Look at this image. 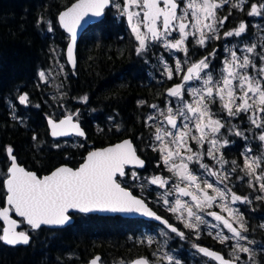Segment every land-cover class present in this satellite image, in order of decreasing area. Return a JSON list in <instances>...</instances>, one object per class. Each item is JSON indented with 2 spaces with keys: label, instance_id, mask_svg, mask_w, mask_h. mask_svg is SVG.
<instances>
[{
  "label": "snow or ice",
  "instance_id": "obj_1",
  "mask_svg": "<svg viewBox=\"0 0 264 264\" xmlns=\"http://www.w3.org/2000/svg\"><path fill=\"white\" fill-rule=\"evenodd\" d=\"M247 2L248 0H122L121 3L118 0H75L58 15L60 26L70 34L66 52L68 61L73 66L78 30L86 25L91 27L103 23L106 10L113 8L121 18L126 19L138 42L135 47L137 55L147 52L150 46L155 45H162L169 53H184L186 59L183 62L176 59L174 68L169 66L163 56L160 57L163 74L167 79H173L176 74L181 75L182 82L167 90V96L175 98V101H167L164 109H159L155 104L149 106L158 110L159 116L163 117L154 129L156 143L150 146L159 153L167 171L180 182L173 186V190L164 194L165 197L175 194L174 202L170 204L166 198L163 202L170 212L176 214V219L183 223L184 228L195 232L198 240L202 225L212 229H220L222 226L231 236L218 230L213 238L221 244L236 240L228 253L231 258L193 244L199 253L219 264H237L240 260L239 253L248 254V260L252 264H259L255 259L256 253L264 254V243L258 244L256 249L240 243L247 241L248 244H256L244 235L249 231L244 213L239 208L232 207L237 203H252L249 196L238 195L229 186L231 174L239 167L237 162L231 161V169L223 171L203 162L207 156L220 169H224L229 163L224 159L221 149L235 141H230L225 133L246 141L258 140L262 149L259 154H252V147L245 145V150L241 153L244 163L240 168L244 176L236 179L243 180L247 177L248 187L260 193L254 199L264 200V51L256 53L255 44H245L240 51L247 54L240 56L237 54V45L230 47L225 44L224 51L228 55L222 61L219 76L214 78L209 57L217 55L216 49L209 56L191 61L188 44L194 41L196 45L205 47L209 40L221 39L220 28L232 15L231 9L244 11ZM225 5L230 7L228 15L218 16L217 10ZM247 15L264 18V0L251 3ZM39 22H43L42 18ZM247 28L248 24L241 21L235 29L224 32L223 37H241ZM52 30L49 22L48 31ZM249 54H255L259 58V67ZM249 69L255 74H251ZM39 76L41 81L47 82L44 71ZM186 85L189 87L186 88ZM186 93L191 97V102L185 98ZM18 100L21 105H26L29 101L28 94H21ZM81 100L86 103L88 97L84 96ZM144 103L139 101L141 105ZM217 105L218 110H214ZM221 113H226V116ZM241 114L247 116L249 127L246 129L232 123ZM74 116L78 117L79 112L65 115L58 121L48 117L51 136L66 137L75 134L86 139L79 120H74ZM109 119L112 120L113 117ZM155 120L156 116L148 115L145 124ZM116 130H120L118 125ZM246 132L250 135H246ZM35 139L33 136V140ZM206 144L208 147L205 149ZM56 146L59 147V144ZM194 146H198V150H194ZM6 154L9 164L6 171L0 172V186L4 190L0 194V202L4 205L0 207V221H3V225H0V242L11 246L28 245L31 240L29 231L35 232L42 226L63 227L71 223V213L93 212L141 214L159 221L165 229L182 240L186 239L183 231L157 215L144 199L133 195L129 190L125 178L133 181L141 178L139 172L131 169L145 167V161L137 155V149L131 140L126 139L118 144L88 151L79 166L64 164L44 176L21 166L13 155L11 146L6 148ZM196 167L203 169L204 174H197ZM205 176L214 177V182H209ZM146 182L160 188H165L169 183L159 175L148 178ZM181 197H190L191 202L182 200ZM214 205L220 212L211 211ZM206 210L207 216L212 217L216 223L210 224L205 220L202 213ZM223 213H227V218ZM13 214L21 219L13 218ZM25 225L26 229L17 230ZM260 227L264 228V224ZM160 235L166 237L168 232L162 229ZM208 235L212 236L213 233L209 231ZM153 242L152 238L147 239L149 245ZM152 255L155 256L156 253ZM158 259L166 260L167 264H181L179 259L167 252ZM89 264H101V257H93ZM130 264L152 262L147 257H142Z\"/></svg>",
  "mask_w": 264,
  "mask_h": 264
},
{
  "label": "trees",
  "instance_id": "obj_2",
  "mask_svg": "<svg viewBox=\"0 0 264 264\" xmlns=\"http://www.w3.org/2000/svg\"><path fill=\"white\" fill-rule=\"evenodd\" d=\"M74 1L0 0V172L9 164L8 146L20 164L41 176L62 164L77 167L91 149L129 137L146 161L140 173H165L159 153L150 146L156 143V126L153 122L146 125L145 120L151 112L149 106L162 104L168 88L177 82L163 75L158 61L161 56L169 61L170 53L155 45L137 55L138 42L126 19L114 9L106 10L103 23L84 32L77 50L78 67L71 70L65 65V73L58 76L60 90L41 81L40 70L52 67L57 50L65 62L69 37L57 17ZM41 18L43 22L38 23ZM25 93L29 101L21 105L18 97ZM84 96L88 97L86 103L81 100ZM64 110L79 112L76 119L85 129L86 139L75 143L50 138L46 118H60ZM3 191L0 186V194ZM72 216L74 223L65 228L29 231L28 246L0 242V264H85L97 254L106 262L110 249L113 255L122 253L118 241H109V228L119 234L124 226L121 222H144L120 216Z\"/></svg>",
  "mask_w": 264,
  "mask_h": 264
},
{
  "label": "flooded vegetation",
  "instance_id": "obj_3",
  "mask_svg": "<svg viewBox=\"0 0 264 264\" xmlns=\"http://www.w3.org/2000/svg\"><path fill=\"white\" fill-rule=\"evenodd\" d=\"M259 2L260 0L259 1L248 0L244 8V11H240L235 8L231 9L232 15L229 17L228 21L225 22L223 27L220 28L221 39L209 40L205 47H200L196 45L194 41L192 43H189L188 48H189L190 60L198 61L199 59L205 56H209V53H211L213 49H216L217 55L215 57H209V59L212 65L210 70L212 71L214 78H217L220 74V70L223 67L222 61L224 57L228 55V53L224 51V45L228 44L230 47L233 44L237 45L236 50L237 53L239 54L241 52L240 49H242L241 46H244L243 42L249 44L251 41H253V37L255 36L256 30L255 27L250 25V23L251 21L254 20V17H249L247 15V12L250 8L251 3H259ZM229 10H230L229 5H225L223 8L217 10V14L218 16L223 17L228 15ZM241 21H244L248 24L246 33L242 34L241 37H229L225 39L223 37V33L235 29ZM189 39L191 40L192 38L190 37ZM158 46L163 48L162 45H158ZM170 57H171L170 60L169 61L166 60V61L169 62V64H171V67L172 66L174 67V59L176 57L181 59L182 61L186 59L184 53L176 52V51L171 52ZM258 62L260 61L258 60ZM249 72L251 74H255L251 69H249ZM173 78H175L177 82L172 86H170L168 89L182 82L181 75L174 74ZM185 87L187 88L189 87V85H186ZM185 98L189 102H191V97L188 96L187 93L185 94ZM169 100L175 101V98L168 97L166 92V97L164 102L158 105L163 107L165 106L166 102ZM153 110L154 109L151 108L150 114L153 112ZM214 110H218V105ZM221 115L226 116V113H221ZM232 123L239 125L241 129H246L247 127H249L246 114H241L239 118L233 119ZM225 135L230 141H235V143H230L229 146L221 149V151L224 154V159L227 160L229 163L224 166V169H220V166L217 165L215 161L211 160V158L207 156H205L203 162L207 163L209 167H213L221 171L230 170L232 167L231 161L235 160L237 162V165L239 167H237V171L235 173L231 174V181L229 186L233 187V191L236 192L238 195L241 196L247 195L252 200L251 204L241 205L238 203L236 204V207H238L239 210L242 213H244L245 221L249 227V231L247 233H244V235H247L250 240H254L256 244H248L247 241H240V243L244 244L249 248L256 249L258 244L264 243V228L260 227L261 224H264V200L254 199V197L256 195H260V193L258 191H253V189L248 187L247 177H244L243 180H237L236 178L238 176L241 177L244 176V173L240 171V168L243 167V163H244L243 156L241 155V153L244 152L245 145H250L252 147L253 149L252 154L254 155L259 154L262 149L260 148V142L256 139H249L246 141L240 137L227 135V133H225ZM246 135H250V134L246 132ZM207 147L208 145L206 144L204 148L206 149ZM164 167L165 166L163 165V168ZM262 167H264V165H262ZM131 170L139 172L140 176L144 175L140 173L141 170L139 169L133 168ZM195 171L200 175L204 174V170L199 169L198 167L195 168ZM159 174L165 176L168 175L166 171L165 173H158V175ZM205 178L208 179L209 182H214L215 180L214 177L205 176ZM125 179L127 180V186L129 187L130 191L144 192L141 191V189L138 186L137 187L135 186V184L137 185L140 184L139 180H137L136 183H134L130 179L127 178ZM122 186L125 185L122 184ZM217 186L222 187V185H217ZM144 190L146 192H155L153 191V189H144ZM152 203L155 206L154 209L160 215L167 218L170 224L174 225L180 231H183L185 233L186 239L182 240L175 233H171L170 230L165 229L163 226L151 221L144 220V222H135V223H130L128 221L121 222V224L124 225L123 228L121 229V232L118 234L113 230H111V228H109L110 231L108 232L107 236L110 242H112L113 240L118 241L119 244L118 249L122 253L113 255L114 250L110 249L111 254L110 256H108L109 259H107L106 262L103 261L102 259L103 264H121V262H123V264H130V262H132L135 258L138 257H147L152 262V264H167L166 260L158 259V257H161L164 252H167L169 255H172L176 259H179L181 264H218L216 261L212 260L211 258L205 257L203 256V254L199 253L197 249L193 247V244L207 247L209 249L221 253L226 258H231L228 256V253L231 251V246L234 244V242L230 240L225 244H221L216 239H214L213 237L216 231H218V229H212L208 227L206 228L203 226L200 229V238L197 240L195 238L196 233L193 232L192 230L184 228L183 223L177 220L176 217L169 210H167L165 207H162L161 205L155 204L154 202ZM211 211L220 212V209L216 207V205H214ZM206 212L207 210L205 211V213ZM248 213L251 215L250 217H248L247 215ZM223 215H227V213H223ZM100 217H117V216H100ZM234 226L238 227V225H234ZM162 229L168 232V235L166 237L160 235V231ZM209 231L213 233L212 236L208 235ZM224 233L225 234L228 233L227 230H224ZM116 234H118V236L114 238ZM148 238H152L154 241L151 245L147 243ZM165 241H167L166 244ZM154 252L156 253L155 256L152 255ZM130 256L131 258L130 260H128L127 257ZM239 256H240V260L237 261V264H244L245 261H247V263L250 262L248 260V254L239 253ZM255 259L259 261V264H262V261H264V254L257 252Z\"/></svg>",
  "mask_w": 264,
  "mask_h": 264
},
{
  "label": "rangeland",
  "instance_id": "obj_4",
  "mask_svg": "<svg viewBox=\"0 0 264 264\" xmlns=\"http://www.w3.org/2000/svg\"><path fill=\"white\" fill-rule=\"evenodd\" d=\"M118 2H121L122 3V0H118ZM114 9V8H113ZM115 10V9H114ZM115 12L117 13V11L115 10ZM118 14V13H117ZM119 15V14H118ZM250 25H252L253 27H255V36L253 37V41H251L249 43L250 44H255L256 45V53H260L262 51H264V18L262 17H254V20L251 21ZM246 43L243 42V45H245ZM244 46H241V48H243ZM64 53H65V50H64ZM238 54V53H237ZM244 54H247V53H243L242 51L238 54L240 56L244 55ZM256 62H257V65L259 67V63L258 60L259 58L254 54H249ZM64 58H65V55H64ZM165 59V57H164ZM176 59H179V58H175L174 59V65H175V60ZM167 59H165L166 61ZM181 60V59H180ZM159 63L163 66V64L161 63L160 61V58H159ZM182 61V60H181ZM167 62V61H166ZM183 62V61H182ZM169 64V62H167ZM65 65H66V61L64 62L60 56V50H57L56 51V59L55 61L53 62V65L51 68H47V69H41V71H44L45 74H46V78H47V82L49 84H51L53 86V89L55 90H60V85H59V78L58 76L60 75H63L65 73ZM61 66H63V71H61ZM169 66L171 67V64H169ZM173 67V66H172ZM163 68V67H162ZM174 68V67H173ZM164 70V68H163ZM39 72V73H40ZM164 73V71H163ZM164 75V74H163ZM165 77H167L166 75H164ZM159 106V105H158ZM165 106H159V109H164ZM65 115H68V114H72L70 111H67V110H64V113ZM150 115H154L157 117V120L153 121V123L155 124V126L157 124H159L162 120H163V117L159 116V111L154 109L153 112L150 114ZM61 116V117H63ZM49 117V116H47ZM53 117V116H51ZM60 117V118H61ZM55 118V117H53ZM60 118H55V119H60ZM76 119V117H75ZM166 126V125H165ZM72 140V142H79V138H73V139H70ZM70 140H65V142H68ZM194 143V142H193ZM194 150H198V146H194ZM177 163H179V161H177ZM163 164V163H162ZM191 167V165H190ZM164 171H166L168 173L167 176L165 175H162V174H159V176H161L162 178L164 179H167L168 180V185L165 187V188H160L158 187L157 185H152V184H149L147 183V179L152 177V176H157L158 174H145V175H141L140 177V184L137 185L135 184V186L139 187L141 189V191H144V192H139V196L143 197L144 199H147V201H150V202H154L155 204L157 205H161L162 207H165L167 210H168V206H166L164 204V199H168L169 200V203L171 204L172 202H174V200L176 199V196L175 194L171 195V196H167L165 197V193L170 191V190H173V186L176 184V183H180L176 177H174L172 175V173H169L167 171V168L164 167L163 168ZM198 174V173H197ZM132 182L136 183V181H133L131 180ZM143 182V183H142ZM141 185H144L143 188H141ZM181 186H183V184H181ZM144 189H153V191L155 192H146ZM182 200H186V201H190V198L189 197H181ZM238 204V203H237ZM232 207L234 208H238L236 207V204L235 205H232ZM172 213V212H171ZM175 217H176V214L172 213ZM202 215L204 216L205 220L208 221L210 224H214L216 223L212 217H209V216H206L207 214L206 213H202ZM225 217L227 218V215H225ZM204 225L201 226V228L203 227ZM205 227V226H204ZM207 228V227H206ZM218 230H226V229H222V226L220 229ZM225 235H229L231 236L230 233H226ZM232 241L234 242V244L236 243V240L235 239H232ZM247 264H252V262L250 261L249 263Z\"/></svg>",
  "mask_w": 264,
  "mask_h": 264
},
{
  "label": "water",
  "instance_id": "obj_5",
  "mask_svg": "<svg viewBox=\"0 0 264 264\" xmlns=\"http://www.w3.org/2000/svg\"><path fill=\"white\" fill-rule=\"evenodd\" d=\"M75 2V1H74ZM73 2V3H74ZM72 4V3H71ZM71 4L69 5V6H71ZM68 6V7H69ZM67 8V7H66ZM65 8V9H66ZM65 9H63L62 11H64ZM61 11V12H62ZM57 21H58V17H57ZM58 24H59V22H58ZM59 26H60V24H59ZM60 28L68 35V41H67V44H66V46H65V53H64V55H65V61H66V65L71 69V70H76L77 69V67H78V56H77V50H78V45H79V43H80V41H81V39H82V36H83V34H84V32L89 28V26H85L84 28H82V29H79L78 30V36H77V42H76V45H75V48H74V58H75V66H73L71 63H69V61H68V58H67V52H66V49H67V46H68V44L70 43V34L69 33H67L61 26H60ZM49 117H51V116H49ZM53 118V117H52ZM62 118H64V116L63 117H61L60 119H62ZM53 119H55V118H53ZM55 120H59V119H55ZM74 120H75V116H74ZM80 122V121H79ZM46 123H47V127H48V131H49V136H50V138L52 139V140H54V141H58V140H70V139H73V138H82V139H85V137H79V136H76L75 134H70L69 136H66V137H52L51 136V134H50V126H49V124H48V117L46 118ZM80 126H81V128L83 129V131L85 132V134H86V131H85V129L82 127V124L80 123ZM86 137H87V134H86ZM131 140L132 142H133V140L131 139V138H129V137H127V138H123V139H121V140H119V141H117V142H115V143H112V144H108V145H105V146H102V147H98V148H103V147H108V146H110V145H114V144H118V143H120L121 141H123V140ZM133 145H134V147H135V144H134V142H133ZM136 148V147H135ZM94 149H97V148H93V149H91V150H94ZM90 150V151H91ZM14 155V154H13ZM87 155V154H86ZM85 155V156H86ZM137 155L138 156H140L139 154H138V152H137ZM140 158L141 159H143L141 156H140ZM144 160V159H143ZM145 161V160H144ZM17 162H18V160H17ZM19 163V162H18ZM20 164V163H19ZM21 166H23V167H25L24 165H22V164H20ZM62 165H64V164H62ZM66 165H68V164H66ZM59 166H61V165H59ZM58 166V167H59ZM69 166V165H68ZM145 166H146V161H145ZM71 167V166H70ZM26 168V167H25ZM57 168V167H56ZM145 168V167H144ZM144 168H142V169H140V168H136V169H139V170H143ZM27 169V168H26ZM29 170V169H28ZM30 171H33V170H30ZM35 172V171H34ZM49 174V173H48ZM44 175H47V174H44ZM44 175H41V176H44ZM133 193V192H132ZM133 195H135L134 193H133ZM135 196H137V197H139V198H142V199H144L143 197H141V196H139V195H135ZM145 200V199H144ZM145 202L147 203V205L149 206V208H151L153 211H155L156 213H157V215H159V216H161V217H163L164 219H167V218H165L164 216H162V215H160L154 208H152L149 204H148V202L145 200ZM72 214H74V213H71V216H72ZM80 214H85V213H80ZM85 215H99V216H121V217H123V218H130V219H134V218H138V219H142V220H145V221H151V222H154V223H156V224H159V225H161V226H163L164 227V225L163 224H161L159 221H157V220H155V219H153V218H150V217H146V216H143V215H141V214H126V213H110V212H93V213H87V214H85ZM13 218H15V219H17V220H20L21 218H19V217H16L14 214H13ZM168 220V219H167ZM169 221V220H168ZM0 223L3 225V221H0ZM74 223V217L72 216V221H71V223L70 224H66L65 226H63V227H46V226H42V227H46V228H49V229H62V228H65V227H67V226H69V225H71V224H73ZM170 223V222H169ZM18 231L19 230H22V229H20V228H18L17 229ZM30 235V234H29ZM30 242H31V240H30ZM5 244V243H4ZM30 244V243H29ZM28 244V245H29ZM5 245H7V244H5ZM28 245H23V244H20V245H16V246H11V245H7V246H10V247H18V246H28ZM210 250H212V249H210ZM214 251V250H213ZM219 253V252H218ZM221 254V253H220ZM95 256H100L101 257V264H103V262H102V256L101 255H99V254H97V255H95ZM94 256V257H95ZM93 258V257H92ZM91 258V259H92ZM138 258H142V257H138ZM90 259V260H91ZM137 258H135L134 260H136ZM89 260V261H90ZM133 260V261H134ZM89 261L87 262V263H85V264H89ZM217 262V261H216ZM218 264H219V262H217Z\"/></svg>",
  "mask_w": 264,
  "mask_h": 264
}]
</instances>
